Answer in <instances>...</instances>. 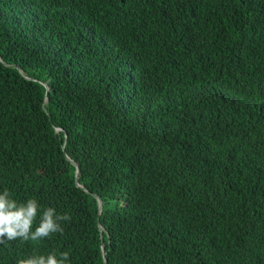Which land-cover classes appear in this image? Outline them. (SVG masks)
<instances>
[{
	"label": "trees",
	"instance_id": "1",
	"mask_svg": "<svg viewBox=\"0 0 264 264\" xmlns=\"http://www.w3.org/2000/svg\"><path fill=\"white\" fill-rule=\"evenodd\" d=\"M5 189L0 264H264V0H0Z\"/></svg>",
	"mask_w": 264,
	"mask_h": 264
},
{
	"label": "clouds",
	"instance_id": "2",
	"mask_svg": "<svg viewBox=\"0 0 264 264\" xmlns=\"http://www.w3.org/2000/svg\"><path fill=\"white\" fill-rule=\"evenodd\" d=\"M70 220V214L57 213L54 207L41 211L35 198L19 202L9 190L0 192V243L14 240L38 242L55 233L62 234V222ZM68 261V252L57 254L52 251L46 255L33 254L18 259L16 264H67Z\"/></svg>",
	"mask_w": 264,
	"mask_h": 264
},
{
	"label": "water",
	"instance_id": "3",
	"mask_svg": "<svg viewBox=\"0 0 264 264\" xmlns=\"http://www.w3.org/2000/svg\"><path fill=\"white\" fill-rule=\"evenodd\" d=\"M79 175H80V170L78 169V171H77V181L79 179ZM78 186H80L81 188L85 189L83 186H81L79 184H78ZM102 209H103V204L100 202V210L102 211ZM100 230L103 231V227L101 225H100ZM102 237H103V235H102ZM102 250H103L104 257H106V247H105L104 242L102 243ZM106 262H107V260H106Z\"/></svg>",
	"mask_w": 264,
	"mask_h": 264
}]
</instances>
